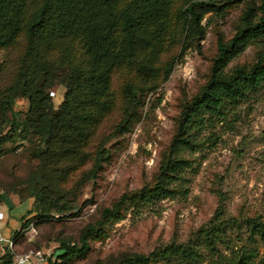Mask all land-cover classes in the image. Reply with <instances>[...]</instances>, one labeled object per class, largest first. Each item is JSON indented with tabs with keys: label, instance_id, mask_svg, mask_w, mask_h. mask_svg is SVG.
Returning <instances> with one entry per match:
<instances>
[{
	"label": "trees",
	"instance_id": "16d2710c",
	"mask_svg": "<svg viewBox=\"0 0 264 264\" xmlns=\"http://www.w3.org/2000/svg\"><path fill=\"white\" fill-rule=\"evenodd\" d=\"M231 2L0 0V50L21 48L14 79L0 92V157L6 153L3 146L11 142L38 162L31 196L37 201L39 218H48L52 210L60 214L71 210L59 206L54 194L60 200L69 191L68 176L85 165L84 149L114 107L112 77L120 71L133 75L121 87L120 127L126 130L137 115L142 94L166 81L172 71L174 63H161L162 55L174 46H179L180 54L197 47L205 36L204 17L222 16ZM262 41L264 0L244 10L229 40L218 35L209 77L182 107L153 184L123 194L102 209L98 222L82 232L79 245L61 243L57 258L67 262L83 256L89 240L101 236L108 223L120 221L129 208L135 212L185 191L183 175L192 167L189 157L203 148L207 130L215 122H225L237 106L264 87V57L229 68L245 48ZM58 86L65 93L54 109L49 92ZM17 98L27 101L21 121L13 112ZM101 158L96 151L90 176L101 169ZM0 200L5 202L4 196ZM11 237L17 243L18 234ZM262 247L263 214L228 217L220 207L186 241L171 242L148 254L127 255L115 264H264ZM0 264H11V255H4Z\"/></svg>",
	"mask_w": 264,
	"mask_h": 264
},
{
	"label": "rangeland",
	"instance_id": "374dc122",
	"mask_svg": "<svg viewBox=\"0 0 264 264\" xmlns=\"http://www.w3.org/2000/svg\"><path fill=\"white\" fill-rule=\"evenodd\" d=\"M231 1L222 16L209 13L204 17L205 36L197 47L180 54L179 46H174L162 55L161 63H174L172 71L166 81H159L142 94L137 115L126 130L120 127L121 87L133 75L120 71L112 77L115 104L84 149L85 165L70 173L69 191L60 200L53 193L59 206L71 209L67 213L52 210L48 218H39L35 212L37 201L31 196L38 162L18 143L3 146L6 153L0 157V198L4 196L5 202L0 200V211L5 219L0 228L6 238L18 234L17 253L40 250L55 257L57 264H115L127 255L148 254L171 242L186 241L220 207L228 217L264 215L263 87L247 103L237 106L225 122H215L214 128L207 130L203 148L189 157L192 167L183 175L186 181L182 194L139 207L135 212L129 208L120 221L108 223L101 236L89 240L83 256L67 262L57 258L61 243L79 245L82 232L98 222L102 209L112 206L123 194L153 184L182 107L199 93L209 77L218 35L229 40L244 10L260 0ZM20 53V47L0 50V92L11 85ZM259 56L264 57V41L245 48L229 68L250 65ZM51 92L57 109L65 89L58 86ZM26 111V99L17 98L13 105L15 118L21 121ZM96 151L101 152V169L90 176ZM32 223L35 234L27 231ZM260 253L264 261V247Z\"/></svg>",
	"mask_w": 264,
	"mask_h": 264
},
{
	"label": "built area",
	"instance_id": "2783aa9c",
	"mask_svg": "<svg viewBox=\"0 0 264 264\" xmlns=\"http://www.w3.org/2000/svg\"><path fill=\"white\" fill-rule=\"evenodd\" d=\"M54 94L52 93V96ZM5 219L4 214L0 211V227ZM28 233L35 234L34 224H30ZM19 233V231H18ZM27 233V234H28ZM17 243L10 236L8 238L4 237L1 233L0 228V261L1 258L9 254L11 255V264H57L58 261L55 257L48 253H44L40 250H28L26 252L17 253L16 252Z\"/></svg>",
	"mask_w": 264,
	"mask_h": 264
}]
</instances>
